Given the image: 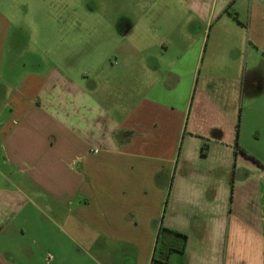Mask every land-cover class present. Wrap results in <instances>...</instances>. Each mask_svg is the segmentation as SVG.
<instances>
[{"label": "crops", "instance_id": "crops-1", "mask_svg": "<svg viewBox=\"0 0 264 264\" xmlns=\"http://www.w3.org/2000/svg\"><path fill=\"white\" fill-rule=\"evenodd\" d=\"M148 1L144 32L163 35L160 51L208 36L214 56L235 33L230 49L247 50L245 64L232 66L239 82L253 71L250 48L264 51V0ZM78 31L72 46L82 51L93 38L83 28L65 33ZM117 33L97 32L110 43L83 71L24 62L20 84L0 91V264H48L51 256L52 264H77L73 253L81 264H151L161 225L188 235L172 264H264L260 150L213 129L218 139L204 138L200 157L202 134L195 118L186 133L191 115L186 127L180 91L187 61L154 64L145 41L127 44L124 55L111 42Z\"/></svg>", "mask_w": 264, "mask_h": 264}, {"label": "rangeland", "instance_id": "rangeland-1", "mask_svg": "<svg viewBox=\"0 0 264 264\" xmlns=\"http://www.w3.org/2000/svg\"><path fill=\"white\" fill-rule=\"evenodd\" d=\"M150 9L148 0H0V59L7 80L0 81V91L3 90L5 96L6 90L11 92L20 84V69L23 70L24 62L30 67L33 60H55L75 73L83 71L91 57L99 56L101 45L110 43L109 40L98 39L97 32L104 28L115 29L118 33L111 42H118V52L124 55L127 44L145 41L151 45H147L143 51L154 64L162 60L170 63L180 58L187 61L179 90L183 91L182 100L187 105L183 106L186 127L191 115L186 133L193 130L192 121L195 118L198 133L202 134L200 157L208 154L209 145L205 139H218L213 129H219L225 134V140L234 135L235 139L239 138L240 146L243 143L250 149L251 146L257 147L264 160V93L260 96L256 92L258 89L264 92V51L250 48L248 59L249 65L253 64V71L249 70L245 77L241 72L239 82L234 78L232 66L236 62L245 64L247 50L245 46L230 49L231 43L239 38L235 33L225 37L229 48L216 50L214 56L211 55L212 46L206 44L210 39L208 36L204 42L195 44L194 48L185 45L183 49L160 51L154 45L163 35L144 32L145 12ZM71 28L89 30V36L93 38H89L90 45L82 47V51L73 47L74 37H79L80 31L70 34V39L65 31ZM192 37L195 38V35H185L186 39ZM214 37L215 34L211 36V41ZM248 37L250 34L247 30L243 35V44ZM210 57L217 61L215 66L209 68ZM153 74L152 80H159L160 76L155 72ZM256 78L259 80L258 86L253 85ZM198 105L199 116L195 113ZM261 164L264 166L263 162ZM262 198L264 201V189ZM232 199L230 188L228 210ZM73 249L79 251V246L74 245ZM72 255L74 263L81 264L83 258L77 253ZM52 258L47 259L48 264L53 263Z\"/></svg>", "mask_w": 264, "mask_h": 264}, {"label": "trees", "instance_id": "trees-1", "mask_svg": "<svg viewBox=\"0 0 264 264\" xmlns=\"http://www.w3.org/2000/svg\"><path fill=\"white\" fill-rule=\"evenodd\" d=\"M240 150L247 154L245 150ZM187 244V234L161 225L151 264H172L171 256L174 253H184Z\"/></svg>", "mask_w": 264, "mask_h": 264}, {"label": "built area", "instance_id": "built-area-1", "mask_svg": "<svg viewBox=\"0 0 264 264\" xmlns=\"http://www.w3.org/2000/svg\"><path fill=\"white\" fill-rule=\"evenodd\" d=\"M95 153L97 154V153H98V151H95Z\"/></svg>", "mask_w": 264, "mask_h": 264}]
</instances>
